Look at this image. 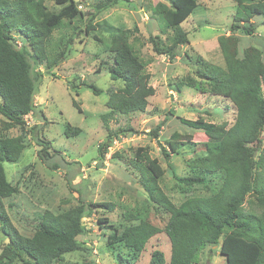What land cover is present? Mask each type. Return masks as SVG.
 I'll return each mask as SVG.
<instances>
[{"label":"rangeland","instance_id":"rangeland-1","mask_svg":"<svg viewBox=\"0 0 264 264\" xmlns=\"http://www.w3.org/2000/svg\"><path fill=\"white\" fill-rule=\"evenodd\" d=\"M73 1L82 18L71 23L64 20L45 46L47 53L56 54L63 48L60 40L71 36L73 41L67 57L49 72L44 62L33 64L29 57L35 109L25 117L26 127L5 129L4 118L0 116L1 135L23 136L25 140L19 160L3 163L7 181L17 187V192L3 201L5 211L16 230L30 237L45 211L63 213L77 206L79 198L86 204L109 203L113 209L93 207L92 213L83 218L85 231L77 238L80 250L66 254L65 261L83 264L88 259L93 264H149L151 254L160 251L168 264L171 244L164 232L150 238L136 259L129 256L122 245H110L107 237L115 230L120 234L126 226L137 224L139 221L133 218L138 213L146 215V219L161 230L164 226V216L156 212L142 187L139 173L132 167L137 148H145L151 158L158 160L163 170L159 187L175 206L190 197H209L212 193L210 189L187 188L176 181L162 149L168 150L166 143L174 132L190 136L184 139L185 145L180 146L176 154L169 153L175 175L183 177L188 173V163L204 153L207 137L202 131L181 125L178 117L202 118L227 127L235 119L232 103L210 91L201 74L209 67L224 65L217 39L232 34L229 27L236 0H196L193 14L181 24L188 44L178 47L172 60L157 54L150 41L153 39L160 46L170 44L172 31L166 28L155 8L158 3L169 5L167 0L118 2L96 14L92 21L96 29L88 35L83 32L86 18L93 7L104 0ZM43 4L50 13H57L62 7L56 0H43ZM252 22L255 32L251 36L241 32L232 34L238 40L239 56L244 49L256 47L264 57L262 18L253 17ZM106 25L131 30V50L150 75L149 85L154 94L147 99L143 112L116 115L111 119L110 131L130 127L135 133L111 140L104 157L99 159L97 148L106 142L108 134L101 121V116L109 111L108 94L123 87L121 81L111 79L108 71L112 56L109 31H102ZM11 36L18 47L24 46L31 53L25 37L18 32H11ZM82 83L93 85L101 93L94 95ZM157 126L160 130L154 138L150 132ZM31 129L33 135L29 133ZM37 140L49 143V157L39 156L42 144ZM261 140L260 146L264 148V130ZM6 242L7 237L0 232V252ZM198 264H225V257L220 254L218 245H210L200 254Z\"/></svg>","mask_w":264,"mask_h":264},{"label":"trees","instance_id":"trees-1","mask_svg":"<svg viewBox=\"0 0 264 264\" xmlns=\"http://www.w3.org/2000/svg\"><path fill=\"white\" fill-rule=\"evenodd\" d=\"M118 2L128 3L129 0H104L95 5L86 18L85 35L96 29L92 23L96 14ZM167 2L169 5L158 3L155 8L166 28L172 31L170 44L160 46L155 40L150 41L157 54L172 60L178 47L188 44L181 24L193 14L197 1ZM56 3L61 9L50 13L43 0H0V116L4 118L5 129L26 127L25 117L34 113L35 87L29 57L33 64L44 62L49 72L71 49L73 37L70 36L67 40L59 39L63 44L61 51L46 52L51 34L64 20L71 23L82 18L73 0H56ZM253 17L262 18L264 26V0H236L230 32L251 36L255 32ZM102 29L109 31L110 77L121 81L123 87L108 94L106 107L109 111L101 116L108 134L106 142L97 148L99 159L104 157L111 140L135 133L130 127L110 131L111 119L116 115L143 112L147 99L154 94L149 85L150 75L131 50V30L107 25ZM11 32L26 38L31 53L15 44ZM232 34L217 39L223 67L208 66L201 77L206 79L210 91L232 103L235 108L233 123L227 127L202 118L178 117L181 125L202 131L207 137L204 153L188 163V173L183 177L175 175L170 154H176L178 148L185 145L184 139L190 136L174 132L167 140L168 150L162 149L176 181L187 188L210 189L212 193L209 197H190L175 206L159 187L163 170L158 160L151 158L145 148H137L132 167L139 173L149 201L156 212L164 216L165 222L161 230L151 224L146 215L138 213L133 218L139 221L137 224L126 226L120 234L115 230L107 237L110 245H122L133 259L141 254L150 238L164 232L171 244L168 264H198L200 254L210 245L219 246L225 264H264V148L260 146L264 130V57L256 47L244 49L239 56L238 40ZM81 85L91 89L94 95L101 93L93 85ZM159 130L157 126L150 135L156 138ZM29 133L33 135V129ZM37 141L42 144L39 156L49 157V143ZM24 142L23 136L0 134V232L7 237L0 252V264H77L65 261L64 257L80 250L77 238L85 231L83 218L92 213L93 207L108 210L113 207L109 203L86 204L79 198L77 206L63 213L45 211L33 235H21L5 211L3 201L14 195L17 187L7 181L3 163H16L25 148ZM85 261L83 264H93L88 259ZM149 264H166L163 253L154 251Z\"/></svg>","mask_w":264,"mask_h":264}]
</instances>
